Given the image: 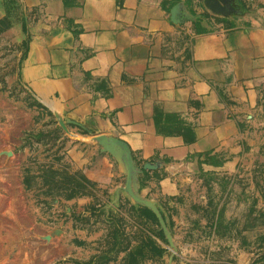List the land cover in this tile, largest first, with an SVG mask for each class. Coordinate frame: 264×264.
<instances>
[{
    "label": "crops",
    "instance_id": "1",
    "mask_svg": "<svg viewBox=\"0 0 264 264\" xmlns=\"http://www.w3.org/2000/svg\"><path fill=\"white\" fill-rule=\"evenodd\" d=\"M227 7L223 16L205 0H0V31L24 48L18 76L49 111L123 141L137 168L156 166L189 196L208 174L235 173L264 126V0ZM80 143L67 158L89 195L72 201L104 202L124 185L123 167Z\"/></svg>",
    "mask_w": 264,
    "mask_h": 264
},
{
    "label": "rangeland",
    "instance_id": "2",
    "mask_svg": "<svg viewBox=\"0 0 264 264\" xmlns=\"http://www.w3.org/2000/svg\"><path fill=\"white\" fill-rule=\"evenodd\" d=\"M17 40L0 31V264H264V126L254 128L256 144L242 149L235 173L208 174L189 196L163 171L138 179L166 233L122 191V203L115 191L79 206L73 198L89 190L67 154L85 149L82 138L97 142L21 82Z\"/></svg>",
    "mask_w": 264,
    "mask_h": 264
},
{
    "label": "water",
    "instance_id": "3",
    "mask_svg": "<svg viewBox=\"0 0 264 264\" xmlns=\"http://www.w3.org/2000/svg\"><path fill=\"white\" fill-rule=\"evenodd\" d=\"M229 0H205V6L214 14L226 16L228 10ZM93 139L101 147V152L110 154L119 164L122 165L125 174L124 186L116 191V197H119V192H124L136 204L149 209L157 218L164 233L167 232L165 222L161 216L160 210L154 202L142 198L138 194V176L145 170L157 169L156 166L145 164L142 169L137 168L131 151L126 143L114 138L104 135H94ZM168 238V237H167ZM169 239V238H168Z\"/></svg>",
    "mask_w": 264,
    "mask_h": 264
},
{
    "label": "trees",
    "instance_id": "4",
    "mask_svg": "<svg viewBox=\"0 0 264 264\" xmlns=\"http://www.w3.org/2000/svg\"><path fill=\"white\" fill-rule=\"evenodd\" d=\"M208 157V156H207ZM207 161V160H206ZM208 162L209 163H214V164H218V163H215V162H213V161H211V158H209V160H208ZM150 213V212H149ZM151 214V213H150ZM153 215V214H152ZM143 254V253H142ZM155 255H157V254H159V252L157 253V252H155L154 253ZM142 256V255H141ZM264 261V260H263ZM258 262L257 261H255L253 264H257Z\"/></svg>",
    "mask_w": 264,
    "mask_h": 264
}]
</instances>
